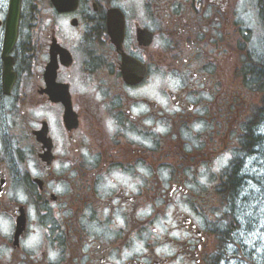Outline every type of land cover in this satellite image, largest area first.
I'll list each match as a JSON object with an SVG mask.
<instances>
[{
	"label": "flooded vegetation",
	"instance_id": "1",
	"mask_svg": "<svg viewBox=\"0 0 264 264\" xmlns=\"http://www.w3.org/2000/svg\"><path fill=\"white\" fill-rule=\"evenodd\" d=\"M9 3L0 264H222L219 199L237 166L209 177L206 165H219L226 126L242 163L254 144L249 119L236 123L242 88L214 62L257 56L251 24L264 58V0H21L5 52Z\"/></svg>",
	"mask_w": 264,
	"mask_h": 264
},
{
	"label": "rangeland",
	"instance_id": "2",
	"mask_svg": "<svg viewBox=\"0 0 264 264\" xmlns=\"http://www.w3.org/2000/svg\"><path fill=\"white\" fill-rule=\"evenodd\" d=\"M248 21L249 19L247 17L240 15L239 23L242 26L244 25V23L248 24ZM250 26L254 28H252V31L255 32L259 38H261V25L259 24L258 26H256L254 24H251ZM255 38V46L250 44V48L253 50L254 47V52L257 55L256 58L260 59V57L262 56V52L260 50L263 49V46L258 44V40L260 41V39ZM239 46L242 47V45ZM238 57H227L226 55L222 59L219 58L218 62H214V64L220 67L221 73L223 74V76H225V82L227 84H230L233 88L238 86L242 88L243 86V82L241 81V77L239 74V70L241 71L242 65H237ZM231 70L233 71L234 76L237 78L235 82L231 81ZM167 77L168 76L160 75L158 78V83L160 85L167 83ZM244 98L246 99L243 100ZM247 98H249V95L243 96V94L238 98L239 105L237 108L238 110H240V115L239 119L237 118V121L236 119L234 120L238 125H240L243 121L242 119L245 114L251 113V105L255 106V109L259 108L261 105V95H257L256 97L250 96L249 99ZM233 131L234 129L232 128V126L230 128L229 126H226L222 131L223 138H221V145L224 152L222 161L225 160V152H230L232 150L233 143L230 137ZM258 158L259 157L257 154L251 160H248L243 172L244 174H249L250 178L247 179V182L242 185L239 191H237L236 199H232L231 207H226L221 211V216L225 212L229 211L234 217V219L233 217H230L228 219V226L231 223L230 220L239 221L241 223V227L238 230H235L234 234L232 235V237H235L238 241V247L240 248L238 250V247L236 246V251L238 252V254L239 252L246 253V249L252 248L254 253V259L256 261L264 257V159L262 160L261 164L256 165L253 161H256ZM200 181V184H203V182L206 183V177L202 178V180L200 179ZM189 189L191 191L192 188ZM198 190L199 189L195 188L193 192H197ZM191 202H194V198H192ZM176 207L180 209V212L190 213L189 205L185 202L178 203ZM173 209L174 207H171V210ZM228 233L230 236V231H228ZM236 260L239 261L242 259ZM238 261L229 262V260H227L226 263L238 264Z\"/></svg>",
	"mask_w": 264,
	"mask_h": 264
},
{
	"label": "trees",
	"instance_id": "3",
	"mask_svg": "<svg viewBox=\"0 0 264 264\" xmlns=\"http://www.w3.org/2000/svg\"><path fill=\"white\" fill-rule=\"evenodd\" d=\"M263 63H264V58L262 56L260 57L259 60H253L249 62V65H251L249 67V72H252V80H253L252 87H254L259 92H263L264 94V64ZM263 106H264V95H263ZM262 109L264 110V107ZM262 109L260 111H262ZM260 111H255L256 113L255 117L258 116L257 113ZM257 128L258 126H256V129ZM246 132H247V135L244 136V139L250 140L248 142L251 147L252 144L255 143V141L251 133L250 123L247 124ZM239 189H241L239 186V182L236 178L235 172H233L232 176L229 177L228 182H227V188H226L227 194L230 195L231 199L233 198L236 199L237 191H239Z\"/></svg>",
	"mask_w": 264,
	"mask_h": 264
},
{
	"label": "water",
	"instance_id": "4",
	"mask_svg": "<svg viewBox=\"0 0 264 264\" xmlns=\"http://www.w3.org/2000/svg\"><path fill=\"white\" fill-rule=\"evenodd\" d=\"M57 3V0H53ZM19 3L20 0H11L10 9L8 13V25H9V35L6 41V49L9 50L11 48L12 43L15 40L16 36V25L19 16Z\"/></svg>",
	"mask_w": 264,
	"mask_h": 264
}]
</instances>
